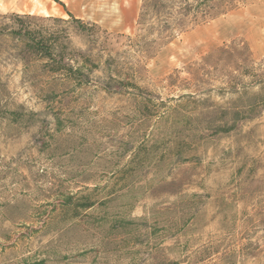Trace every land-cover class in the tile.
I'll use <instances>...</instances> for the list:
<instances>
[{"label":"rangeland","instance_id":"obj_1","mask_svg":"<svg viewBox=\"0 0 264 264\" xmlns=\"http://www.w3.org/2000/svg\"><path fill=\"white\" fill-rule=\"evenodd\" d=\"M57 1L0 0V264H264V0L162 35Z\"/></svg>","mask_w":264,"mask_h":264},{"label":"trees","instance_id":"obj_2","mask_svg":"<svg viewBox=\"0 0 264 264\" xmlns=\"http://www.w3.org/2000/svg\"><path fill=\"white\" fill-rule=\"evenodd\" d=\"M54 1L62 5L59 1ZM211 10V0H144L139 25L146 26L153 20L156 27H151L150 33L157 30L158 34L162 35L165 32L181 28L188 21L198 23L206 19L210 16ZM68 14L74 23L83 28V23L80 20L75 19L71 13ZM16 19L20 25L16 29H11L9 34L24 40L28 48L49 57L51 60L60 56V62L64 61V57L57 53L56 42L51 36L49 38L39 36V33L30 27H25L18 16ZM69 68L74 77L80 74L79 69H73L71 66Z\"/></svg>","mask_w":264,"mask_h":264},{"label":"crops","instance_id":"obj_3","mask_svg":"<svg viewBox=\"0 0 264 264\" xmlns=\"http://www.w3.org/2000/svg\"><path fill=\"white\" fill-rule=\"evenodd\" d=\"M65 4L76 18L115 32L133 26L139 7L137 0H68Z\"/></svg>","mask_w":264,"mask_h":264}]
</instances>
